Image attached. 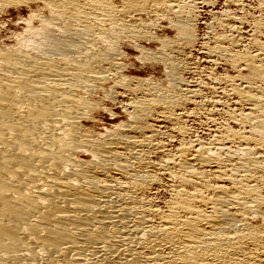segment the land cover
Returning <instances> with one entry per match:
<instances>
[{"label": "bare ground", "instance_id": "6f19581e", "mask_svg": "<svg viewBox=\"0 0 264 264\" xmlns=\"http://www.w3.org/2000/svg\"><path fill=\"white\" fill-rule=\"evenodd\" d=\"M249 1L201 40L216 0H0V264H264V6L229 11Z\"/></svg>", "mask_w": 264, "mask_h": 264}, {"label": "rangeland", "instance_id": "374dc122", "mask_svg": "<svg viewBox=\"0 0 264 264\" xmlns=\"http://www.w3.org/2000/svg\"><path fill=\"white\" fill-rule=\"evenodd\" d=\"M219 1V2H218ZM261 1L263 2L264 0H250L249 2H247L246 4L248 5V6H246L245 8H243V10H239V9H237V8H233V7H231L230 8V13L231 14H236V15H239V16H244L245 18H247L248 20H252L253 19V17L254 18H258V16H259V14L260 15H263L262 16V18L264 17V14H263V12L264 11H262V9H263V6H264V4L263 3H261ZM216 5L215 6H212V7H214V8H212L211 6H209L208 8H206L205 10H206V13L204 12V14H202L201 16H200V18L199 17H197L196 19H195V28H194V31H196L195 32V34H196V36H197V38H199V39H201V40H203V39H205L206 37H207V32L209 33V31H211V33L213 32H215L216 34L217 33H219V32H221L220 30H218V28H217V23H218V19L220 18V14L222 13V12H226L228 9H227V5H226V2H225V0H216ZM225 3V4H224ZM262 7H261V6ZM262 8L261 9V11L262 12H260V7ZM259 7V8H258ZM25 9V10H24ZM32 10H34V8H32ZM264 10V9H263ZM242 11V12H241ZM28 12H29V10L27 9V8H23V13H22V17H26L27 15H28ZM260 12V13H259ZM242 13V14H241ZM245 15H244V14ZM258 13V14H257ZM25 15V16H24ZM248 15H249V17H248ZM16 19H17V14L16 13H13V12H11V13H9L6 17H5V20H7L8 21V24L7 25H9V26H6V29L8 30V31H14V30H17V29H19L20 28V26L18 25L17 26V22H16ZM217 19V20H216ZM264 19V18H263ZM197 27V28H196ZM210 27V28H209ZM209 28V29H208ZM212 28V29H211ZM215 28V29H214ZM196 29V30H195ZM209 30V31H208ZM243 32H246V33H249V31H250V29L249 28H244L243 30H242ZM248 31V32H247ZM214 33V34H215ZM168 36H170L171 34H170V32H168V33H166ZM128 52V54H129V56L132 58L134 55V57H136V55H137V53L135 52V51H127ZM133 57V58H134ZM132 58V59H133ZM192 58H193V60L194 61H197L198 62V60L201 62V60H202V58L200 57V55H198V54H196V53H193V56H192ZM195 58V59H194ZM198 58V59H197ZM132 63H135V61H132ZM202 64H203V62H202ZM146 65V66H145ZM204 66H206L205 64H203ZM135 66H136V68H140V67H142V64L141 65H139L138 66V63L136 62L135 63ZM143 66L144 67H142V71H136L135 72V74L137 75V76H140V77H143V76H147V74H148V76L150 75V76H153V77H156V78H159L160 77V74L162 73V69L160 68V67H155V64H153V63H144L143 64ZM151 66H152V69H151ZM155 67V68H154ZM161 69V70H160ZM222 69H224V67H222ZM227 69H229L228 67H227ZM160 71V72H159ZM141 73V74H140ZM152 73V74H151ZM223 72H222V70L221 69H218V70H216V74L217 75H219V74H222ZM188 81H191V82H196V81H198V78H194V79H189L188 77L186 78ZM193 80V81H192ZM119 94H120V91H117ZM102 98V97H101ZM116 100H117V103H114V102H111V101H107V100H105V101H103V105L106 107V109L107 110H109V112L111 113H113L114 114V117H115V121L116 122H119V121H125V119H126V115L123 113V107H125L126 106V104H128L129 103V100H127V99H124V98H121V97H117L116 98ZM126 101V102H125ZM121 102H123V103H121ZM124 102H125V104H124ZM121 105V106H120ZM112 106V107H111ZM109 112H106V113H104V115L102 114V116H101V118H102V122H104V123H108L109 122V118H110V114H109ZM108 119V120H107ZM119 119V120H118ZM201 119V118H200ZM196 119L195 120V122L194 123H192V125H191V123H188V124H186V128H187V130H189L191 133H196V132H198V133H196V134H192V136L194 137V136H199V137H201V138H203V139H207L208 137L205 135V134H207V132H206V130H207V126H206V124L204 125L203 124V119ZM197 120L199 121V123L197 122ZM200 124V125H199ZM194 125V126H193ZM198 126V127H197ZM203 126V127H202ZM195 129H194V128ZM189 128V129H188ZM192 130V131H191ZM169 131V130H168ZM160 192H158V197H159V199L161 200V199H167L168 198V191H166V190H159ZM165 194V195H164ZM166 196V197H165Z\"/></svg>", "mask_w": 264, "mask_h": 264}]
</instances>
